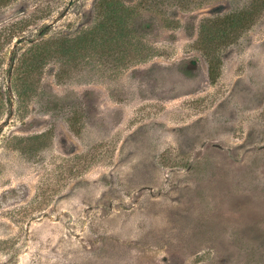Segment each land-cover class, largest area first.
I'll list each match as a JSON object with an SVG mask.
<instances>
[{
  "label": "rangeland",
  "instance_id": "1",
  "mask_svg": "<svg viewBox=\"0 0 264 264\" xmlns=\"http://www.w3.org/2000/svg\"><path fill=\"white\" fill-rule=\"evenodd\" d=\"M121 1L126 42L70 56L100 0L0 7V264H264V0Z\"/></svg>",
  "mask_w": 264,
  "mask_h": 264
},
{
  "label": "trees",
  "instance_id": "2",
  "mask_svg": "<svg viewBox=\"0 0 264 264\" xmlns=\"http://www.w3.org/2000/svg\"><path fill=\"white\" fill-rule=\"evenodd\" d=\"M11 0H0V7L8 4ZM101 13L103 19L100 23L95 24L91 28L77 34L75 37H68L61 42L63 46V56H70L79 51L80 48H96L99 44H108L112 42L119 43L121 39L125 43V37L127 38L131 32L130 20L133 16L134 10L125 6L121 0H100ZM251 9V12H250ZM254 11L251 8L246 10L233 11L223 16H216L204 19L200 22V31L198 37V43L203 48H208L210 51L221 44L229 43L235 40V36L238 34V30L246 29L250 24V19L253 18ZM250 20V21H249ZM130 29V32H129ZM35 49V52H34ZM31 49L28 53L29 57L26 60H35L38 56V46ZM208 53V54H209ZM207 54V55H208ZM210 55V54H209ZM215 64L212 59L209 61V76L214 78ZM16 81L11 84L14 87V91L17 97H23L27 94V77L29 75L28 69L22 72L19 69L16 70ZM20 86H22L20 88ZM10 100L8 96V89L3 87L0 83V116L5 108L6 101ZM3 129L0 128V134ZM41 136L37 135V138Z\"/></svg>",
  "mask_w": 264,
  "mask_h": 264
}]
</instances>
